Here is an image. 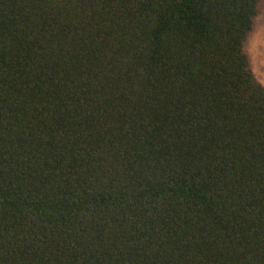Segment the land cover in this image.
Returning a JSON list of instances; mask_svg holds the SVG:
<instances>
[{
	"label": "trees",
	"instance_id": "obj_1",
	"mask_svg": "<svg viewBox=\"0 0 264 264\" xmlns=\"http://www.w3.org/2000/svg\"><path fill=\"white\" fill-rule=\"evenodd\" d=\"M262 0H0V264H264Z\"/></svg>",
	"mask_w": 264,
	"mask_h": 264
},
{
	"label": "rangeland",
	"instance_id": "obj_2",
	"mask_svg": "<svg viewBox=\"0 0 264 264\" xmlns=\"http://www.w3.org/2000/svg\"><path fill=\"white\" fill-rule=\"evenodd\" d=\"M244 50L255 79L264 88V0L255 18L253 30L245 39Z\"/></svg>",
	"mask_w": 264,
	"mask_h": 264
}]
</instances>
